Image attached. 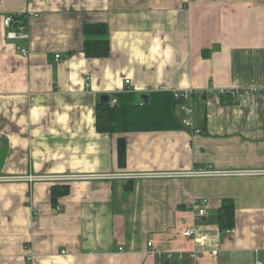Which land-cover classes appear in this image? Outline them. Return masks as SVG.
Instances as JSON below:
<instances>
[{
    "label": "crops",
    "instance_id": "obj_1",
    "mask_svg": "<svg viewBox=\"0 0 264 264\" xmlns=\"http://www.w3.org/2000/svg\"><path fill=\"white\" fill-rule=\"evenodd\" d=\"M7 16L28 40L6 38ZM97 22L110 52L88 58L83 26ZM158 90L195 92L190 127L96 130L101 95ZM193 169L264 171V0H0V176L21 177L0 182V264H264V173L142 176ZM53 185L67 186L54 202ZM223 199L232 234L217 223Z\"/></svg>",
    "mask_w": 264,
    "mask_h": 264
},
{
    "label": "trees",
    "instance_id": "obj_2",
    "mask_svg": "<svg viewBox=\"0 0 264 264\" xmlns=\"http://www.w3.org/2000/svg\"><path fill=\"white\" fill-rule=\"evenodd\" d=\"M22 19V16H14ZM82 52L88 58L107 57L110 52L108 28L104 22L86 23L83 26ZM148 100L135 99L132 92L115 94L116 103L98 101L95 107V128L99 132L122 134L130 131H167L186 128L177 113L179 101L170 91H151ZM223 96V95H222ZM110 98V97H109ZM201 131L205 130L206 116H202ZM67 192V186L53 185L51 199ZM217 223L221 230L234 225V203L223 199L217 212Z\"/></svg>",
    "mask_w": 264,
    "mask_h": 264
},
{
    "label": "built area",
    "instance_id": "obj_3",
    "mask_svg": "<svg viewBox=\"0 0 264 264\" xmlns=\"http://www.w3.org/2000/svg\"><path fill=\"white\" fill-rule=\"evenodd\" d=\"M3 25L6 28V38L12 41H20V40H28L29 38V32L27 30V25L22 19H16L14 16H7L3 19ZM15 50L16 52L20 53L22 56H28L29 52L26 48L22 47L20 44H15ZM59 55H55V58H58ZM128 80H125V83H128ZM88 85V83H86ZM173 95V97L176 100H181L178 103L177 106V111L182 114L181 117V122L185 127H190L192 125V113L193 109L191 105L188 104L189 101L193 100V95L194 91L193 90H171L170 91ZM221 95H229L232 98H236L240 95L247 94L248 90L246 89H221L219 92ZM109 103L110 105H113L116 103V97L112 96L109 98ZM254 173H264V171H258V170H253V171H237V170H232V171H215V170H205V169H193L189 171H184V172H164V173H159V174H138V176L142 175L144 176H149V175H158L161 177H202V176H216V175H243V174H254ZM112 176H117L116 174L114 175H109L108 177ZM132 176L136 177L137 174H133ZM90 176L87 175H60V176H51V175H46V176H26V179L28 181H33V180H41V181H51V182H68L71 180L75 179H81V178H88ZM20 176H0V182L2 181H18L20 180ZM205 199L199 200V202H193V205L197 208L196 214L197 217H202L205 214V208H204V203ZM56 209L58 210L59 207L56 206ZM227 233L232 234L234 232L233 227L229 228L226 230ZM182 234L186 237H191L195 242H198L200 244H203L207 241L208 235L207 233H201L198 232V230L195 227H189L183 230ZM152 242L148 241L147 242V247H151ZM155 252V254L158 257H163L161 252ZM211 252L215 253V250H212ZM193 256V252L190 254ZM31 256L29 255L27 257V262L25 264H30L28 261L31 262ZM165 257L168 259H172V254L171 252H167L165 254ZM255 264H262L260 260H256Z\"/></svg>",
    "mask_w": 264,
    "mask_h": 264
},
{
    "label": "water",
    "instance_id": "obj_4",
    "mask_svg": "<svg viewBox=\"0 0 264 264\" xmlns=\"http://www.w3.org/2000/svg\"><path fill=\"white\" fill-rule=\"evenodd\" d=\"M141 99H144L145 101H147L148 95L142 94ZM99 100L107 102L109 100V96L101 95ZM117 157H118V166L123 167L125 164V139L123 137H120L117 140Z\"/></svg>",
    "mask_w": 264,
    "mask_h": 264
}]
</instances>
